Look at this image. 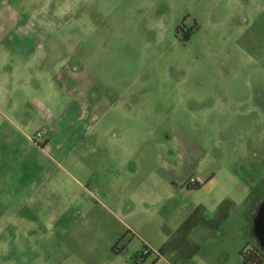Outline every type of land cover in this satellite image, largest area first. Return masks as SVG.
<instances>
[{
	"label": "rangeland",
	"instance_id": "374dc122",
	"mask_svg": "<svg viewBox=\"0 0 264 264\" xmlns=\"http://www.w3.org/2000/svg\"><path fill=\"white\" fill-rule=\"evenodd\" d=\"M0 150L39 216L0 203V264H243L264 0H0Z\"/></svg>",
	"mask_w": 264,
	"mask_h": 264
},
{
	"label": "crops",
	"instance_id": "0c3cea01",
	"mask_svg": "<svg viewBox=\"0 0 264 264\" xmlns=\"http://www.w3.org/2000/svg\"><path fill=\"white\" fill-rule=\"evenodd\" d=\"M49 124L52 126L54 123L49 121ZM54 129L52 130V132ZM78 137V136H77ZM43 152V150L41 151ZM59 154H62L60 151ZM2 155L1 150H0V156ZM17 156L16 151L9 154V158L11 156ZM192 156V155H191ZM18 167V166H17ZM19 168V167H18ZM55 171V170H54ZM3 168L0 165V203H7L9 200L7 199L10 197V201L14 203H21V206L14 208L12 212H14L13 215V220L14 221H27V219L31 221H36L38 220L39 216L36 214V211H34V193L28 192V187L34 184L36 181L34 177H31V179H25L26 176L25 174L21 173L19 170H10V169H5V173L3 174ZM13 174L11 176V180L6 179L8 174ZM53 174V171L45 173L46 179L45 181L49 180V177H51ZM37 175V174H36ZM37 179V178H36ZM28 180V181H27ZM41 181V180H40ZM48 185H50V182H48ZM16 189H19L17 192ZM13 204V203H11ZM29 214L31 213L30 217L27 218V216L24 215L25 209H29ZM5 212H2V209H0V217H4ZM209 231L213 229H207ZM258 240V239H257ZM259 242V241H258ZM257 247L260 244H256ZM164 249V248H163ZM156 251V250H155ZM158 252V251H157Z\"/></svg>",
	"mask_w": 264,
	"mask_h": 264
},
{
	"label": "trees",
	"instance_id": "16d2710c",
	"mask_svg": "<svg viewBox=\"0 0 264 264\" xmlns=\"http://www.w3.org/2000/svg\"><path fill=\"white\" fill-rule=\"evenodd\" d=\"M241 256L243 264H264V252L257 246H250Z\"/></svg>",
	"mask_w": 264,
	"mask_h": 264
},
{
	"label": "water",
	"instance_id": "95a60500",
	"mask_svg": "<svg viewBox=\"0 0 264 264\" xmlns=\"http://www.w3.org/2000/svg\"><path fill=\"white\" fill-rule=\"evenodd\" d=\"M255 236L257 237L260 248L264 249L263 245V236H264V204L261 206L258 216L255 220V228H254Z\"/></svg>",
	"mask_w": 264,
	"mask_h": 264
},
{
	"label": "flooded vegetation",
	"instance_id": "af4514ba",
	"mask_svg": "<svg viewBox=\"0 0 264 264\" xmlns=\"http://www.w3.org/2000/svg\"><path fill=\"white\" fill-rule=\"evenodd\" d=\"M263 206V205H262ZM263 239H264V236H263ZM264 241V240H263ZM263 245H264V242H263ZM261 250L264 252V249L261 247Z\"/></svg>",
	"mask_w": 264,
	"mask_h": 264
},
{
	"label": "built area",
	"instance_id": "2783aa9c",
	"mask_svg": "<svg viewBox=\"0 0 264 264\" xmlns=\"http://www.w3.org/2000/svg\"><path fill=\"white\" fill-rule=\"evenodd\" d=\"M39 136L41 135V134H38Z\"/></svg>",
	"mask_w": 264,
	"mask_h": 264
}]
</instances>
